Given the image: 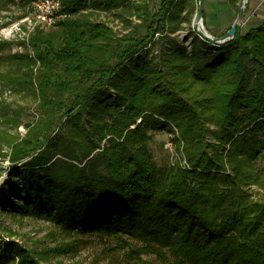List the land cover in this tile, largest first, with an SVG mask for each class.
<instances>
[{"label": "trees", "instance_id": "obj_1", "mask_svg": "<svg viewBox=\"0 0 264 264\" xmlns=\"http://www.w3.org/2000/svg\"><path fill=\"white\" fill-rule=\"evenodd\" d=\"M195 1L61 0L67 16L30 33L31 53L0 57L1 212L124 233L168 264H264V20L215 46L192 27ZM5 92L37 105L23 137ZM152 130L174 135L188 169L155 164ZM138 254L127 264H150ZM37 260L0 247V264Z\"/></svg>", "mask_w": 264, "mask_h": 264}, {"label": "rangeland", "instance_id": "obj_2", "mask_svg": "<svg viewBox=\"0 0 264 264\" xmlns=\"http://www.w3.org/2000/svg\"><path fill=\"white\" fill-rule=\"evenodd\" d=\"M249 2L250 0L247 1L244 11ZM195 5L197 7V0ZM196 13L193 17L192 27ZM100 20L116 28L117 23L114 22L115 18L113 16L103 14ZM241 20H243V17L238 22L239 24ZM34 25L31 2L15 0L14 3L8 4L3 10L0 6V40L14 42L10 49L0 54V57L7 58L15 53H31L29 49L22 46V43L27 42L30 33L39 29L34 28ZM116 29L118 30L119 27ZM205 29L207 30L206 27ZM182 37H187V32H181L178 39L181 40ZM188 43L191 44V42ZM11 67L16 66L4 62L1 70L5 71ZM3 97L13 104L8 106L16 111H22L21 121L23 125L18 133L20 137H23L27 127L34 123L39 116L37 105H35V102L25 101L22 97L13 95L10 92H5ZM8 131L13 133L12 135L16 133L12 128H9ZM150 134L149 148L153 153L154 162L157 166L167 167L171 165L182 169L189 168L182 152L177 150L172 133L152 130ZM175 134L177 135L178 132H175ZM4 145V143H0V152L3 154L9 151L8 147ZM10 165L8 158L0 156V196L3 194L1 190L4 184L6 182L12 183L8 176ZM258 169L264 171L263 162L258 164ZM252 195L256 200L264 198L263 195L258 194V189L255 187H253ZM8 241L15 242L18 246L24 248L30 256L38 259L39 264H127L131 262L132 253L135 252H139L138 256L150 264H168L161 262L154 254L142 250L145 247L142 243L130 239L124 233L110 236H102L97 233L85 236L67 235L52 222L31 217H19L0 211V247L4 248L5 243ZM164 253L168 254V251L164 249Z\"/></svg>", "mask_w": 264, "mask_h": 264}, {"label": "crops", "instance_id": "obj_3", "mask_svg": "<svg viewBox=\"0 0 264 264\" xmlns=\"http://www.w3.org/2000/svg\"><path fill=\"white\" fill-rule=\"evenodd\" d=\"M238 11L231 9L228 0H204L203 21L207 31L215 38H221L236 22ZM264 20V0H250L244 11L243 20L238 23L240 33L260 25Z\"/></svg>", "mask_w": 264, "mask_h": 264}, {"label": "built area", "instance_id": "obj_4", "mask_svg": "<svg viewBox=\"0 0 264 264\" xmlns=\"http://www.w3.org/2000/svg\"><path fill=\"white\" fill-rule=\"evenodd\" d=\"M31 8L35 21L34 28L48 30L67 16L63 12L61 0H32Z\"/></svg>", "mask_w": 264, "mask_h": 264}, {"label": "water", "instance_id": "obj_5", "mask_svg": "<svg viewBox=\"0 0 264 264\" xmlns=\"http://www.w3.org/2000/svg\"><path fill=\"white\" fill-rule=\"evenodd\" d=\"M247 1L248 0H240L236 22L231 27V29L226 33V35L221 38H215L211 34H209V32L204 27V21H203L204 0H197V13H196L195 21L193 23V29L196 32L197 36H199L201 39L206 40L215 46H221L233 40L237 34L238 22L243 17V11L245 9V5L247 4ZM182 41L186 43V37L182 38ZM186 46L190 47V43H186Z\"/></svg>", "mask_w": 264, "mask_h": 264}]
</instances>
